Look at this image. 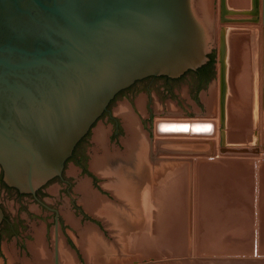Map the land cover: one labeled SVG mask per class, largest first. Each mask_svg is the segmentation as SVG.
Instances as JSON below:
<instances>
[{
    "label": "rangeland",
    "instance_id": "1",
    "mask_svg": "<svg viewBox=\"0 0 264 264\" xmlns=\"http://www.w3.org/2000/svg\"><path fill=\"white\" fill-rule=\"evenodd\" d=\"M193 1L206 25L213 71L128 87L66 161L62 179L41 186L42 201L59 213L60 264H264V252L252 257L244 217L242 239H234L233 206V156L263 151L226 149L264 145L262 23L254 19L253 0H225L223 16L221 0ZM221 34L227 80L222 130ZM199 117L219 119L220 135L166 138L155 129L159 118ZM0 207L7 219L0 227V264H54L53 211L1 183Z\"/></svg>",
    "mask_w": 264,
    "mask_h": 264
},
{
    "label": "water",
    "instance_id": "2",
    "mask_svg": "<svg viewBox=\"0 0 264 264\" xmlns=\"http://www.w3.org/2000/svg\"><path fill=\"white\" fill-rule=\"evenodd\" d=\"M205 27L193 0H0V165L7 185L35 195L62 175L121 91L204 65ZM219 53L222 130L223 34ZM4 217L0 207V223ZM55 230L54 264H60L58 216Z\"/></svg>",
    "mask_w": 264,
    "mask_h": 264
},
{
    "label": "crops",
    "instance_id": "3",
    "mask_svg": "<svg viewBox=\"0 0 264 264\" xmlns=\"http://www.w3.org/2000/svg\"><path fill=\"white\" fill-rule=\"evenodd\" d=\"M260 22L262 23L263 28L264 22L262 21V16L259 23ZM262 38L264 39L263 36ZM253 148L255 147H252L251 149ZM259 148L261 151V147ZM263 150L264 145L262 151ZM233 160L234 195L237 197V202L233 205L234 220L236 221V223H234V228L236 229L234 239H242L241 236H239V233L241 235V229L243 227L242 217H244V228L250 229V252L252 257H254V255L257 256L264 252V238L261 236V228L264 227V154L234 155ZM243 196L247 197L244 202L242 201ZM246 222L248 223L246 224Z\"/></svg>",
    "mask_w": 264,
    "mask_h": 264
},
{
    "label": "bare ground",
    "instance_id": "4",
    "mask_svg": "<svg viewBox=\"0 0 264 264\" xmlns=\"http://www.w3.org/2000/svg\"><path fill=\"white\" fill-rule=\"evenodd\" d=\"M230 1V0H229ZM240 4L239 0H233V3L232 5H238ZM253 4H254V8L252 10V13L254 15V19L257 20L256 22H259L260 21V17L261 16H264V9H263V13H261V9L263 8V2L262 0H253ZM235 7V6H234ZM237 8V7H235ZM239 8V7H238ZM232 9V7H231ZM221 10H222V16L224 15L225 13V0H221ZM258 11H259V15H258ZM206 29V28H205ZM207 31V30H206ZM242 39V38H241ZM236 41V40H235ZM247 46V44H245ZM233 51V49H232ZM235 52V51H234ZM235 54V53H234ZM237 55V53L235 54ZM235 57H239V56H235ZM236 58H234L235 60ZM245 60V59H244ZM238 61V60H236ZM243 62V61H242ZM241 62V63H242ZM247 62V60H246ZM236 63V62H235ZM240 64V63H239ZM238 65V63H237ZM236 65V66H237ZM241 65V64H240ZM244 65H245V62H244ZM243 65V66H244ZM242 66V67H243ZM238 67H236L237 69ZM245 68H247L245 66ZM238 71V70H237ZM236 72V71H235ZM240 72V70L238 71ZM242 73L245 72V69L244 71H241ZM240 74V73H239ZM245 75V74H244ZM243 75V76H244ZM234 77V76H233ZM236 78V77H235ZM234 78V79H235ZM242 79V78H241ZM233 80V79H232ZM243 81L241 82H245L244 81V78L242 79ZM238 81V80H237ZM240 82V81H238ZM237 82V83H238ZM235 84V85H238V84ZM240 84V83H239ZM242 84V83H241ZM240 84V87L245 85V84ZM237 87V86H236ZM245 87V86H244ZM242 87V88H244ZM240 90V89H239ZM238 90V92H240ZM243 91V90H242ZM241 91V92H242ZM160 119V120H159ZM158 122L156 123V127L155 129L157 130L158 134H161L163 136H165L166 138L167 137H171V138H177V137H182V136H186V138L188 136H190L191 138H210L211 136H218V132L220 131L219 128L217 127V124L215 123L216 121H214L215 119L213 120H209V119H201L200 117L199 118H186V119H161L159 118ZM211 119V118H210ZM217 119V118H216ZM155 130V131H156ZM219 130V131H218ZM157 134V133H156ZM160 135V137H161ZM220 135V134H219ZM182 137V138H184ZM190 139V138H189ZM262 149V148H261ZM263 154H264V150H263ZM247 155V154H246ZM260 155V154H259ZM239 156V155H238Z\"/></svg>",
    "mask_w": 264,
    "mask_h": 264
},
{
    "label": "flooded vegetation",
    "instance_id": "5",
    "mask_svg": "<svg viewBox=\"0 0 264 264\" xmlns=\"http://www.w3.org/2000/svg\"><path fill=\"white\" fill-rule=\"evenodd\" d=\"M261 13H263V8L261 9ZM258 15H259V11H258ZM260 16V15H259ZM261 18V17H260ZM264 16H262V21L264 22ZM261 32L263 33V37H264V27H263V29L261 28ZM209 71H213V61L210 59V60H208V62H206L204 65H202L201 67H199L197 70H189V71H187L184 75H186V74H188V73H194V74H196L197 75V77H200V78H202L203 76H204V74H206V72H209ZM184 75H182V76H180V77H178V78H182ZM160 77H162V76H160ZM163 77H165V78H170V77H166V76H163ZM155 78H157V77H148V78H145V79H143V80H146V79H155ZM140 80H138V81H136L134 84H136V83H138ZM142 81V80H141ZM133 84V85H134ZM132 85V86H133ZM131 86V87H132ZM130 88V87H129ZM128 88V89H129ZM128 89H126V90H123V91H121L116 97H118L119 95H122V94H124V93H126V91L128 90ZM115 97V98H116ZM114 101V100H113ZM112 101V102H113ZM111 102V103H112ZM111 105V104H110ZM109 105V106H110ZM106 113H108V114H111L110 113V110H109V107H108V109L103 113V115L104 114H106ZM84 140V138L76 145V147H75V149H74V151H73V154H72V156L69 158V159H72V158H74L75 157V153H76V149H77V147L82 143V141ZM62 175L61 176H57V177H55L54 179H62ZM0 183H1V185H4L5 187H7V188H9V189H11V187H9L8 185H7V183L5 182V179H4V170H3V168H2V166L0 165ZM12 189H14L15 191H16V193H17V195L19 196V195H23L19 190H17V189H15V188H12ZM41 193H43V189L40 187L39 189H37V191H36V193H35V195L34 194H30L32 197H33V199L35 200V201H37L39 204H41V205H43V206H45V207H48L50 210H52L53 211V213L55 214V219H57V216H58V221L60 220L59 219V213H58V211H57V209H54V208H52V207H49V206H47L46 204H44V202L42 201V199H41V197H40V195H41ZM6 221H7V219H6V217H4V219L1 221V223H0V227L3 225V223H6Z\"/></svg>",
    "mask_w": 264,
    "mask_h": 264
}]
</instances>
